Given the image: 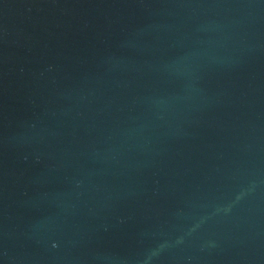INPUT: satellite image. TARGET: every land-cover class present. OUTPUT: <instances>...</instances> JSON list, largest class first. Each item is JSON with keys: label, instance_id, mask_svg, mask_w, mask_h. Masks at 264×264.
Returning a JSON list of instances; mask_svg holds the SVG:
<instances>
[{"label": "water", "instance_id": "95a60500", "mask_svg": "<svg viewBox=\"0 0 264 264\" xmlns=\"http://www.w3.org/2000/svg\"><path fill=\"white\" fill-rule=\"evenodd\" d=\"M0 264H264V0H0Z\"/></svg>", "mask_w": 264, "mask_h": 264}]
</instances>
